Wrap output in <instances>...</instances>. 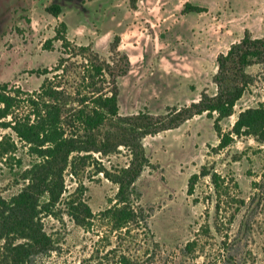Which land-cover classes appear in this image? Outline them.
<instances>
[{"label": "rangeland", "instance_id": "374dc122", "mask_svg": "<svg viewBox=\"0 0 264 264\" xmlns=\"http://www.w3.org/2000/svg\"><path fill=\"white\" fill-rule=\"evenodd\" d=\"M12 1L4 3L8 17L0 26V84L23 91L39 87L43 76L35 70L53 67L61 55L59 40L43 48L60 21L67 22L66 36L73 44L88 45L105 60L119 35L118 48L130 60L128 73L117 79L122 116L140 110L163 113L167 106L197 100L202 91L213 93L216 56L245 30L264 35V0H113L114 14L103 12L92 25L87 14L75 18L76 10L67 7L52 16L45 11L48 0ZM96 2L84 0V6ZM186 2L203 10L184 12ZM76 66L64 76L66 85L77 79ZM259 103H264V82L242 95L234 114L220 122L222 129L231 128L239 111ZM142 143L150 163L130 194L137 219L115 230L102 214L115 202L117 186L99 169L117 172L128 163V151L91 153L76 174L63 172L64 192L55 215L42 216L53 251L26 264H264V143L241 136L218 150L213 121L205 113L147 135ZM32 160L21 144L11 159H0L1 196L22 187L20 174ZM202 166L220 175L222 195L209 175L199 177L193 193H187L189 176ZM72 198L92 210L87 226L68 214Z\"/></svg>", "mask_w": 264, "mask_h": 264}, {"label": "trees", "instance_id": "16d2710c", "mask_svg": "<svg viewBox=\"0 0 264 264\" xmlns=\"http://www.w3.org/2000/svg\"><path fill=\"white\" fill-rule=\"evenodd\" d=\"M112 1L97 0L88 7L84 0H48L45 11L58 17L66 7L75 9V18L85 13L92 25V18L99 20L103 12L106 16L114 14ZM202 10L189 2L183 7L184 12ZM67 28V22L60 21L53 38L43 44L48 49L53 40H59L62 50L53 67L35 70L43 76L37 89L23 91L8 82L0 84V159H11L18 144L33 157L20 174L22 187L7 197L0 195V264H26L32 257L53 251L42 216L55 215L54 205L64 192L63 172L69 169L76 174L91 153L108 155L120 148L128 151V163L117 172L110 173L104 166L99 169L117 186L115 202L102 214L120 230L138 217L130 194L150 163L142 143L145 136L176 128L205 113L213 121L218 150L241 136L264 143V103L239 111L229 130L224 131L220 124L234 114V106L245 92L264 82V35L254 37L245 30L237 42L216 56L213 93L202 91L197 100L167 106L163 113L140 110L122 116L117 79L128 73L130 60L118 48L119 35L110 44L112 56L105 60L90 46L73 44L66 36ZM77 56L81 61L71 62ZM73 64L79 69L77 79L73 85H66L64 76ZM252 67L258 70L252 72ZM205 175H209L218 196L222 195V178L205 166L189 176L187 193L192 194L198 178ZM67 207L77 225L90 224L93 213L83 200L69 199Z\"/></svg>", "mask_w": 264, "mask_h": 264}, {"label": "flooded vegetation", "instance_id": "af4514ba", "mask_svg": "<svg viewBox=\"0 0 264 264\" xmlns=\"http://www.w3.org/2000/svg\"><path fill=\"white\" fill-rule=\"evenodd\" d=\"M5 2H7L9 6L13 4V1L11 2V0H0V26L6 22L5 20L8 17V12L6 11L7 4L4 5ZM16 4H18V2ZM20 5H22V2H20Z\"/></svg>", "mask_w": 264, "mask_h": 264}]
</instances>
